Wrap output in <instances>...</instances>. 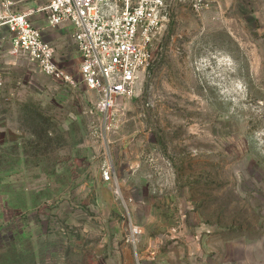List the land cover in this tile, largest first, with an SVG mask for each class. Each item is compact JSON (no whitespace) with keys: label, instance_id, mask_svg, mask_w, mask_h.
Wrapping results in <instances>:
<instances>
[{"label":"rangeland","instance_id":"1","mask_svg":"<svg viewBox=\"0 0 264 264\" xmlns=\"http://www.w3.org/2000/svg\"><path fill=\"white\" fill-rule=\"evenodd\" d=\"M34 19L75 73L70 26ZM10 37L0 264H264V0H166L135 95L106 112L14 65Z\"/></svg>","mask_w":264,"mask_h":264},{"label":"built area","instance_id":"2","mask_svg":"<svg viewBox=\"0 0 264 264\" xmlns=\"http://www.w3.org/2000/svg\"><path fill=\"white\" fill-rule=\"evenodd\" d=\"M208 0H191L201 7ZM18 0H0V32L10 34L14 65L25 63L72 91L82 88L90 112L110 111L133 98L135 85L151 61L149 46L162 21L166 0H43L16 10ZM42 12L51 27L70 26L79 53L72 72L42 35L32 16ZM4 81L0 73V87ZM106 179H111L108 173Z\"/></svg>","mask_w":264,"mask_h":264},{"label":"crops","instance_id":"3","mask_svg":"<svg viewBox=\"0 0 264 264\" xmlns=\"http://www.w3.org/2000/svg\"><path fill=\"white\" fill-rule=\"evenodd\" d=\"M43 0H41V2H42ZM19 3H20V1L18 0V2H17V5H16V7H15V9L16 10H22V9H26V8H30V7H20V5H19ZM35 6V5H34ZM34 6H32V7H34ZM19 7V8H18ZM37 15H38V13L36 14V15H34V16H32V21L35 23V19L34 18H36L37 17ZM45 15V14H44ZM78 62H79V57H78ZM78 62H77V65H78Z\"/></svg>","mask_w":264,"mask_h":264}]
</instances>
